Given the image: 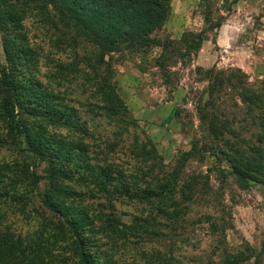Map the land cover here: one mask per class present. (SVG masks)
I'll return each mask as SVG.
<instances>
[{
  "label": "rangeland",
  "instance_id": "1",
  "mask_svg": "<svg viewBox=\"0 0 264 264\" xmlns=\"http://www.w3.org/2000/svg\"><path fill=\"white\" fill-rule=\"evenodd\" d=\"M3 6L0 66H6L18 84V109L24 127L28 126V140H37V148L44 153L32 168L43 180L26 209L31 222H19L23 217L19 215L15 225L25 231L40 229L36 227L44 218L60 222L42 207L41 200L51 187L48 177L58 170H54L52 158L63 171L78 169V159L84 157L78 146L82 138L100 144L103 150L112 148L111 159L125 168L136 162L140 168L160 164L176 168L183 154L204 137L198 106L209 100L207 74L211 69L241 70L250 84L264 82V0H173L170 18L157 34L163 47L140 50L124 44L107 57L111 80L128 112L98 119L92 112L103 113L100 98L92 86L83 85L82 77L78 79V53L81 58L97 59L98 50L80 45L76 24L67 28L51 5L38 0H6ZM219 24L221 28H217ZM226 94L224 109L233 118L236 115L244 120L234 107V92L227 90ZM78 99L86 104L79 108L80 114ZM31 107L55 124L48 118L25 116ZM1 114L0 139L9 144ZM80 118L91 130L99 125L94 139L78 133L74 126ZM151 146L160 156L156 161L144 155ZM216 154L201 143L197 156L187 162L183 176H209L210 190L197 195L194 204L181 212L184 221H177L182 227L175 239V228L156 212V206L149 209L138 200L119 196L122 192L133 194L124 181L106 189L98 187L96 195L101 202L114 204V209L103 212L105 217L96 221L95 228H85L88 244L101 264H156L159 254L166 261L176 259L174 264H220L227 255L233 258L249 251L252 259L246 264H255L257 255L264 252V186L252 183L242 188L229 173L230 164ZM68 155L71 159L75 156L77 163L72 164ZM15 156L10 147L0 144V163ZM63 182L67 189L56 195L76 201L77 208L78 204L85 207L81 204L80 175ZM63 264L78 262L66 254Z\"/></svg>",
  "mask_w": 264,
  "mask_h": 264
},
{
  "label": "trees",
  "instance_id": "2",
  "mask_svg": "<svg viewBox=\"0 0 264 264\" xmlns=\"http://www.w3.org/2000/svg\"><path fill=\"white\" fill-rule=\"evenodd\" d=\"M38 1L45 6H53L67 28L76 24L80 45H91L98 50L97 59L84 56L81 58L78 53V79L82 77L83 85L92 86L94 94L102 103L100 110L103 113L100 114L98 109V115L97 110H94V117L113 119L125 115L128 110L111 80V67L107 57L124 44L140 50L163 47L164 42L157 34L161 33L170 18L173 0ZM5 3L6 0H0V22L6 15L3 6ZM221 27L222 24L217 26ZM0 68V112L9 140V144H6L0 139V144L10 147L16 154L14 160L0 163V264H63L66 254L75 258L78 264H101L88 244L85 228H95L96 221L105 217L103 212L114 209L113 203L107 201V205L101 202L102 199L96 195L98 187L106 189L111 183L123 185V181L133 194L125 196L122 192L119 196L138 200L149 209L156 206V212L175 228V239L182 227L177 221H184L180 217L181 212L185 213L190 208V203L194 204L197 195L201 192L200 195H206L210 190L209 176H183L187 162L197 156L201 143L208 151L217 152V157L221 154L224 158L222 160L230 164L229 173L242 188H247L252 183L264 186V82L250 84L241 70L226 72L211 69L207 74L209 100L198 106L204 137L196 141L191 152L183 154L180 165L170 169L163 164L159 167L148 165L140 168L136 162L130 168H125L111 159V154L114 155L110 151L112 148L103 150L100 144H91L82 138L78 146L84 161L78 159V169H71L69 173L63 171L65 169L57 167L59 163L52 158L54 170H58L48 177L51 187L48 196L42 198L41 202L42 207L51 214L54 213L60 222L55 223L52 218H44L36 227L40 229L34 232H31V228L26 231L17 228L15 225L19 215L23 216L19 222H31L26 209L43 180L37 169L32 168L34 164H38L39 159L44 158V153L37 148V140L33 143L28 140V126L24 127L20 120L18 105L21 95L16 80L6 66ZM227 90L234 92V107L244 120H239L236 115L233 118L224 109L225 98L229 96L226 94ZM80 107L85 108L86 104L78 99L79 114ZM25 116L35 120L48 118L33 107L28 109ZM48 119L50 124H55L51 118ZM76 126L78 133L87 140L94 139L93 133L99 128L97 125L91 130L82 118L78 119V124L74 127ZM112 147L115 149V146ZM221 147L228 148V151ZM144 155L153 156L154 161L160 158L152 146L144 151ZM67 159H71L69 155ZM70 162L77 163L75 156ZM223 173L226 175L227 172ZM76 175H80L83 181L81 204L85 207L78 204L77 208L74 206L76 201L56 195L67 189L63 181H70ZM115 189L116 187L114 191H117ZM91 211L95 215H91ZM186 217L185 215L184 218ZM7 221L11 223L7 225ZM212 225L218 228L217 224ZM252 254L249 251L233 258L227 255V260L220 264H246L252 259ZM263 256L264 252L258 254L255 264H264ZM157 257L156 264H174L176 261L174 258L166 261L165 256L160 254Z\"/></svg>",
  "mask_w": 264,
  "mask_h": 264
}]
</instances>
